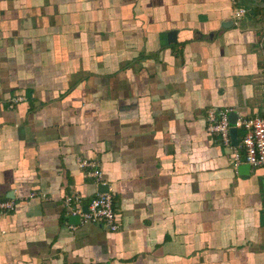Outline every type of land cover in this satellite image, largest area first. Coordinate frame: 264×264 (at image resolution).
Instances as JSON below:
<instances>
[{
    "label": "crops",
    "instance_id": "crops-1",
    "mask_svg": "<svg viewBox=\"0 0 264 264\" xmlns=\"http://www.w3.org/2000/svg\"><path fill=\"white\" fill-rule=\"evenodd\" d=\"M263 4L0 0V264H264V166L206 130L264 117ZM79 158L117 230L68 226L63 196L98 192Z\"/></svg>",
    "mask_w": 264,
    "mask_h": 264
},
{
    "label": "built area",
    "instance_id": "built-area-1",
    "mask_svg": "<svg viewBox=\"0 0 264 264\" xmlns=\"http://www.w3.org/2000/svg\"><path fill=\"white\" fill-rule=\"evenodd\" d=\"M245 9L243 7H235L233 9L234 23L244 16ZM21 98H15L18 101ZM230 109L209 108L206 111V130L211 135H215L217 140L228 148L230 152V161L233 166H237L242 162L252 167L264 166V117H241L237 116L234 122L236 130H241L242 134L237 137V144L231 142L228 115ZM79 168L85 170L88 177L94 179L95 183H100L101 171L99 163L94 159L79 158L77 160ZM36 195L35 191L29 193V197ZM40 197L46 199L45 193L40 192ZM80 192L73 191L63 196V204L69 215H78L80 223H93L104 225L109 231H115L118 228L117 214L113 206V199L108 192H96L87 202ZM15 203L12 200L0 201V215L5 211L15 209ZM83 206L86 208L83 209ZM74 228V224H68Z\"/></svg>",
    "mask_w": 264,
    "mask_h": 264
},
{
    "label": "water",
    "instance_id": "water-1",
    "mask_svg": "<svg viewBox=\"0 0 264 264\" xmlns=\"http://www.w3.org/2000/svg\"><path fill=\"white\" fill-rule=\"evenodd\" d=\"M264 5V4H263ZM161 37H163V35H161ZM236 115L234 113H229L228 118H229V123L231 125L230 128V137H231V142L232 144L236 145L237 144V130L236 128L233 126L235 119H236ZM249 164H242L238 166V170L243 172V173H247L249 170ZM98 192H107V187L106 185L103 184H98ZM86 207L83 206V209H85ZM69 222L70 224H78L79 223V217L78 215H71L69 216Z\"/></svg>",
    "mask_w": 264,
    "mask_h": 264
},
{
    "label": "trees",
    "instance_id": "trees-1",
    "mask_svg": "<svg viewBox=\"0 0 264 264\" xmlns=\"http://www.w3.org/2000/svg\"><path fill=\"white\" fill-rule=\"evenodd\" d=\"M258 9H260L259 7H255V12H257L258 11Z\"/></svg>",
    "mask_w": 264,
    "mask_h": 264
}]
</instances>
